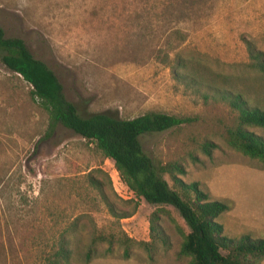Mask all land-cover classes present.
I'll return each mask as SVG.
<instances>
[{"label":"rangeland","instance_id":"374dc122","mask_svg":"<svg viewBox=\"0 0 264 264\" xmlns=\"http://www.w3.org/2000/svg\"><path fill=\"white\" fill-rule=\"evenodd\" d=\"M0 26L52 70L82 116L157 110L191 117L140 135L144 152L162 163L181 161L182 180L226 204L216 217L224 235L264 238V162L228 147L234 111L203 100L162 62L176 53L196 68L242 77L236 88L264 109V76L244 65L245 40L264 51V0H0ZM29 89L0 62V264H41L61 231L72 250L68 264H83L79 254L96 233L147 240V216L157 205L139 198L130 216H113L109 206L130 211L135 197L112 159L59 123L50 130ZM248 129L264 137V127ZM203 140L216 145L210 156L198 147ZM161 207L169 212L159 220L168 247L157 244L150 254L134 244L123 258L116 243L111 252L100 243L86 264H185L178 248L187 227L172 206Z\"/></svg>","mask_w":264,"mask_h":264},{"label":"trees","instance_id":"16d2710c","mask_svg":"<svg viewBox=\"0 0 264 264\" xmlns=\"http://www.w3.org/2000/svg\"><path fill=\"white\" fill-rule=\"evenodd\" d=\"M245 49L248 61L244 65L264 76V51L255 48L249 40H245ZM162 58V62L169 65L173 79L192 88L203 100H219L235 112L232 124L225 127L228 147L264 162V137L248 129L264 127V109L248 104L236 88L243 78L233 79L227 74L196 68L190 65V60L176 53L170 58ZM0 62L30 85L31 99L48 113L50 130L59 123L74 134L92 141L105 157L112 159L119 179L135 197L130 211L116 213L109 206L113 216H130L139 198L157 205L147 216V240L136 241L122 231L118 236L111 233L93 234L79 254L83 264L99 254L100 243L106 244L104 252H111L116 243L123 258L129 257L134 244L150 254L157 244L168 247V238L159 220L161 215L169 216V212L161 205L172 206L187 227L186 232H180L178 248V254L187 258L185 264H258L264 257V238L246 234L239 237L224 235L223 226L216 217L227 209L226 204L209 199L196 181L182 180L179 175L185 173V168L181 161L162 163L144 152L140 135L180 126L191 121V117L157 110H147L131 118H120L107 111L82 116L76 106L65 98L62 86L52 70L32 56L22 38L5 36L1 26ZM198 147L210 156L216 145L210 140H203ZM188 156L197 161L195 154L189 152ZM90 180L94 181V177L90 176ZM52 242L43 253L41 264H68L72 250L66 232H58Z\"/></svg>","mask_w":264,"mask_h":264},{"label":"crops","instance_id":"0c3cea01","mask_svg":"<svg viewBox=\"0 0 264 264\" xmlns=\"http://www.w3.org/2000/svg\"><path fill=\"white\" fill-rule=\"evenodd\" d=\"M238 201V200H237ZM240 206V205H239ZM239 206H238V208H239ZM240 209V208H239Z\"/></svg>","mask_w":264,"mask_h":264}]
</instances>
